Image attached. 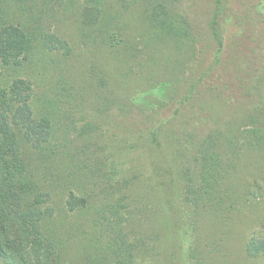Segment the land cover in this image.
Returning <instances> with one entry per match:
<instances>
[{
  "label": "trees",
  "instance_id": "trees-1",
  "mask_svg": "<svg viewBox=\"0 0 264 264\" xmlns=\"http://www.w3.org/2000/svg\"><path fill=\"white\" fill-rule=\"evenodd\" d=\"M182 1L121 0V5L114 10V0H0V264L124 263L114 260L111 248L103 251L99 249L101 240L98 231L88 238L87 244L79 243L77 260L72 259L69 251L72 244L69 242L78 240L80 235H74L75 230L64 226L66 218L59 210H66L64 203H68L75 211L84 202L88 204L87 190L82 188L83 184L90 182L100 172H105L107 178L102 176L100 179L104 184L107 182L108 194L116 195L115 199H111L112 208L117 216H121L123 205L126 204L122 201L125 198L124 189L113 177L128 161L123 154L139 151L145 134L148 135L152 150L154 148L158 153L170 150L172 157L164 153L162 158L153 156L149 162L143 159L146 170L145 165H131V171H137L143 177L148 176L150 182L158 186L160 183L165 185L181 162L179 157L190 155L196 168L199 167L191 170L192 163H188L190 171H179L180 180L185 182L190 194L189 201L192 206L194 204L191 227L199 238H203V224L208 220L207 215L219 216L220 219L223 217L220 224H224V221L230 223L226 214L231 215L233 211L230 210L234 207L241 208V203H248L256 210L259 206L264 207V54L259 61L250 58L251 66L244 73L237 74L240 80L235 86L225 82L220 64L228 55L230 36H227L223 27L222 17L226 9L232 7L230 0H214L209 21L215 41L210 56L211 65L191 82L190 87L172 90L166 106L159 105L152 116L133 121L132 125L129 119H124L119 126H126L128 143L119 153L118 150L112 152V143L109 141L97 143L92 148L87 141L84 145L78 144L72 155L78 164L83 162V156L89 158V165L84 170H80L77 164L73 166V160L65 156L69 153L71 132L67 130L70 125L63 116L68 114L69 122L78 131L76 137L83 136L81 133L90 125L94 130L84 134L94 132V137H97L102 133L103 128L95 125L99 121L88 120V124H80L85 115L73 119L70 113L75 110L87 112L88 117L93 115L84 93L68 86L69 80L64 78L62 70L64 82L59 85V90L52 92V87L45 88L46 84L42 82L47 76V80L50 77L51 74L47 73L39 81L42 90L40 103L34 104L36 90L29 75L17 77L22 68L32 70L34 66L36 76L41 73V69L48 68L45 70L50 71L60 59L70 61L74 58L69 39H62L54 31L51 32V24L47 20L61 12L65 15L72 12L71 16L77 17V28L84 40L82 52L78 56L86 53L95 60L89 62V66L85 64L82 72V83L87 85L83 90L93 87V92L100 98V104L95 105L94 110L105 114L115 106L118 111L125 112L121 114L122 117L135 108L144 110L139 98L124 93L129 87L125 78L131 75V71L122 69L120 64L129 59H139L145 49L155 52L156 48L164 44L185 48L193 35V25L182 10ZM79 2L82 5L78 7ZM236 18L237 13L232 19ZM236 28L239 29L238 26ZM250 29L252 32L248 34ZM256 32L248 28L245 34L242 27L239 29V34L247 35L246 45L255 42ZM117 37H120L118 41ZM107 59L112 62L111 67L105 65ZM143 67L140 65L139 74ZM206 77L208 79L203 83ZM202 84L204 87H201ZM204 93L211 95L212 99L207 97L209 103L204 102L209 107L200 102L199 96ZM218 100L224 104L230 102L241 105L242 112L238 111L232 119L237 125L238 121L243 122L245 127H229V133L224 129L212 131L206 139L212 148L201 143L202 147L197 152L186 153L191 144L185 139V134L198 141L202 138L199 127L208 120L209 115L206 114L209 111L211 115L216 112L220 114L224 108L216 105ZM188 110L195 112L191 117L193 121L186 118L189 116ZM112 116L111 123H114V118L119 117V114ZM228 124L231 125L230 120ZM218 146L222 150H216ZM86 148H91L90 155ZM168 157L173 160L170 161ZM173 161L176 166L169 165ZM235 167L242 170V183L231 173L233 170L235 174ZM161 171L167 176L166 180L160 179L158 173ZM248 174L254 177L250 179ZM74 182H79L76 190L82 192L80 197L75 195V191H68ZM66 188L68 190L65 192ZM251 193L252 199H249ZM148 195L147 198L151 199V192ZM188 232L186 229L183 237L188 239ZM257 237L253 233L247 243L249 255H264V239L259 236L258 241ZM200 252L195 248L196 256ZM126 254L128 252H124L121 258ZM129 262L136 263L131 258Z\"/></svg>",
  "mask_w": 264,
  "mask_h": 264
},
{
  "label": "rangeland",
  "instance_id": "rangeland-1",
  "mask_svg": "<svg viewBox=\"0 0 264 264\" xmlns=\"http://www.w3.org/2000/svg\"><path fill=\"white\" fill-rule=\"evenodd\" d=\"M81 2L77 3L78 7L82 5ZM229 2L232 7H228L223 14L222 24L225 31H227V36H230V45L228 46V55L224 57L220 64V70L225 77V82L227 81L228 84L235 86L240 80V78H237V74L244 73L251 66L249 65L252 62L250 58L259 61L264 54V0H230ZM121 3V0H114V10H117ZM131 4L133 5L132 1ZM181 5L182 10L190 17L193 25V35L186 42L185 48L178 49L164 44L156 48L155 52L145 49V53L139 59H129L121 62L120 66L123 67L122 69L131 71V75L125 78V82L129 87L124 93L131 97L139 98L144 108V110L132 109V112L125 117H122L125 112L118 111L115 106H112L114 108L111 111L105 113L107 115L95 111V105L100 104L99 96L93 92L95 89L91 87L92 89L83 90L87 86L82 83L83 68L85 64L89 66V62H92L94 58L89 54L86 55V53L78 56L82 52L84 40L80 36L79 28H77L79 26L77 17L71 16L73 15L72 12H68V16L61 12L52 19L47 18L51 24V32L54 31L62 39H69L72 45L71 53L75 54L74 58L70 61H66L64 58L60 59L57 66L54 65L50 71L45 70L48 68L41 69V73L36 76L34 72L36 68L34 69V66L32 70L21 66L20 68L23 70L17 77H27L29 75L28 77H30L34 85L33 89L36 90L32 103L37 104L40 103L39 100L42 93L39 88V81L44 79L47 73H50L48 80L47 76L42 82L44 85L46 84L45 88L52 87V92L57 91L59 90V85H62L61 82H64L61 76L62 70L64 78L69 80L68 86L71 89L77 88L79 91L81 90L87 98L88 105L91 104L92 116L88 117L87 112L81 113L75 110L70 113L73 115V119L78 118L80 115H85L80 124L85 122L88 124V120L99 121V124L95 125L102 127L103 131L97 137H94V132L84 134L87 131L94 130L91 125L86 131L83 130V133H81L83 136L76 137L78 131L69 122L68 114L66 116L63 115L67 124L70 125L67 130L71 132V140L67 139L70 149H68L69 153L65 156L69 160H73V166L77 164L80 170L82 168L84 170L89 165V158L83 156V162L78 164L72 155L74 148L78 144L84 145L86 141L91 148L97 146V143L109 141L112 143V152L114 151L115 153L118 150L119 153L120 150L122 151V147L128 143L126 126H119L124 119H129V123L132 125L133 121H141L144 117L152 116L159 105L166 106L168 98L172 96V90L180 91L190 87L191 82L206 67L211 65L212 57L210 56L215 47V41L209 21L213 13L214 0H183ZM235 13H237V18L233 20L232 17L235 16ZM235 23H237L239 29L243 28V33L245 34L248 28L257 31L254 34L256 40L252 45H246L247 35L239 34V29L236 28L237 26L235 27ZM251 32L250 29L248 34H251ZM119 39L120 37H117L116 41ZM53 45L55 47V40ZM59 50L65 52L64 49ZM110 63L112 62L109 59L105 60V65L111 67ZM140 65L144 67L139 74ZM207 79L206 77L202 82L204 83ZM201 87H204V85L202 84ZM202 89L204 90V88ZM204 94L199 96L202 105L204 102L209 103L207 99L211 98V95ZM123 95L126 96V94ZM194 95H197L196 89ZM218 101L220 104L217 102L216 105L224 108L220 114L216 112L211 115L210 111H207L206 115H209V118L207 117L208 120L204 121L199 127L202 138L198 141L197 138L185 134V139L191 144L190 149L186 153L193 154L197 152L202 147L201 143L212 148L206 143V139L212 131L219 132L224 129L225 132L229 133L231 128L235 129L238 126L243 127L245 125L240 121H238L237 125L232 119L239 113L238 111L242 112L243 108L240 107L241 105H235L230 102L224 104L223 101ZM206 105L208 106V104ZM110 113L119 114V117L114 118V123H111L113 116ZM187 115L189 116L186 118L192 120L191 117L195 115V112L188 110ZM228 120L231 121V125L228 124ZM86 128L87 125L85 126ZM176 129L180 130L179 127H176ZM147 136L145 134L144 139L142 138L143 145L139 151H135L137 152L136 154L135 152L123 154L124 159L128 161L121 166L122 168H120L118 174L113 177L124 189L125 198L122 201L126 204L123 205V214L121 216H117L112 208L111 199H115L116 195L114 197L112 194H108V190H106L108 188L107 182L104 184L100 179L106 175L105 172H100L97 177L91 178L90 182L83 184L82 188L87 190L88 204L86 202L85 205L84 202L75 211L70 208L68 203H64L66 210H59V213L66 218L64 226L67 229L75 230L74 235H80L78 240L69 242L72 244L69 249L72 259L77 260L76 250L79 243L87 244L88 238L98 231L101 240L98 245L99 249L103 251L111 248L114 251V260H122L124 262L122 264H130V258L134 259L135 264H264V255L252 256L246 251L247 243L253 233L258 237L260 236L262 240L264 239V207L259 206V209L256 210L248 203H241V208L240 206L234 207L230 210L233 211L230 212L231 215L226 214L230 223L224 221V224H220L223 217L220 219L219 216L211 217L207 215V221L210 220V222L207 223L205 220V224L202 223L204 227L203 238H199L191 227L194 219V204L193 206L191 205L189 201L190 194L187 191L185 182H182L179 176L180 169L182 171H190L188 163H192L191 170L199 169V167L196 168L194 159H190V155L179 157L181 162L173 170L168 180H166L167 176L164 175V171L158 173L161 176L160 179H164L167 182L165 185L160 183V185L156 186L150 182L148 176H140L137 171H131L130 169L131 165L136 167L145 165L142 160L148 159L149 162L153 156L162 158L164 153H167L172 157L170 150H163L158 153L153 148V151ZM114 137L117 140H114ZM82 145L81 147H83ZM91 148H86L88 155L92 152ZM216 150H222V147L218 146ZM100 155H103V153H100ZM170 157H168L169 160ZM173 164L176 166L174 161L169 162V165ZM233 169L236 171L234 174L233 170H231L232 175H235V178H238V182L242 183V170L240 171L239 167ZM248 176L250 179L254 177L249 174ZM105 178L107 177L105 176ZM78 184L79 182H74L72 185L70 184L69 190L66 188L64 191H75V195L80 197L82 192L76 190ZM150 192L152 198L148 199V193ZM257 193L260 192L257 191ZM249 196V199H252V193ZM186 229L189 230L188 234L190 233L188 239L183 237ZM258 237L256 240L259 241ZM195 248L201 251L199 256L195 255ZM124 252H128V254L121 258Z\"/></svg>",
  "mask_w": 264,
  "mask_h": 264
}]
</instances>
